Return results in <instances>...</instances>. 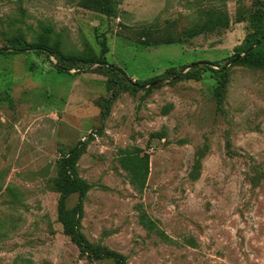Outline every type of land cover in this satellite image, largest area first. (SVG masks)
<instances>
[{"label": "rangeland", "instance_id": "rangeland-1", "mask_svg": "<svg viewBox=\"0 0 264 264\" xmlns=\"http://www.w3.org/2000/svg\"><path fill=\"white\" fill-rule=\"evenodd\" d=\"M257 32L264 0H0V264H116L58 218L62 152L79 142L93 251L264 264V68L231 61ZM21 42L49 51L7 53Z\"/></svg>", "mask_w": 264, "mask_h": 264}, {"label": "trees", "instance_id": "trees-1", "mask_svg": "<svg viewBox=\"0 0 264 264\" xmlns=\"http://www.w3.org/2000/svg\"><path fill=\"white\" fill-rule=\"evenodd\" d=\"M48 31L50 30V27L47 26L46 28ZM263 39H264V32H257L254 34V36H247L245 38V41L247 42L246 46L242 49L236 47L234 48V54L231 57V61H234V63H243L251 67L256 68H264V45H263ZM37 49L36 52L45 51L47 45L44 43H36ZM254 45V46H253ZM32 47L31 44H25L23 42L20 43L19 49H13L7 53H14L15 51L21 50L24 51L28 49V47ZM253 46V47H252ZM2 48H0V51ZM49 49H47L45 52L48 53ZM243 53V55H240ZM102 63L104 62V57L102 58ZM113 70L118 72L120 75L123 76L125 80H127L124 72L121 68L117 66L109 65ZM207 69H211L210 66H206ZM59 71L63 72L66 71L67 68H58ZM216 72V78L218 81L222 80V76L220 74H217ZM166 76H170L172 79H180L183 77H193L188 71L182 72L175 71L174 68L170 67L165 71ZM137 82L131 83L132 89H138ZM84 143L79 142L75 146H73L68 152H62L61 160H60V167L62 168V177L60 178L58 184H57V191L61 194L59 198V207H58V218L59 221L62 224L63 230L66 235L69 236L70 240L78 246L80 251L84 253L87 258L91 257H101L104 255L112 256L116 262V264H125V260L123 256L115 253H111L109 251L103 252L98 250L97 252L93 251L91 248V245L89 241L85 238L84 234L82 233L80 229V210L81 205L83 201V197L86 194V190H88V184L79 178L76 173L75 165L76 160L78 159L79 155L82 152ZM70 193H77V202L73 208L72 213H68L65 210L64 206V198L70 194Z\"/></svg>", "mask_w": 264, "mask_h": 264}, {"label": "water", "instance_id": "water-1", "mask_svg": "<svg viewBox=\"0 0 264 264\" xmlns=\"http://www.w3.org/2000/svg\"><path fill=\"white\" fill-rule=\"evenodd\" d=\"M30 49H37V48H28V50H30ZM155 83H157V82H151V83L148 84L147 86L155 85ZM144 86H146V85H138L139 88H143Z\"/></svg>", "mask_w": 264, "mask_h": 264}]
</instances>
